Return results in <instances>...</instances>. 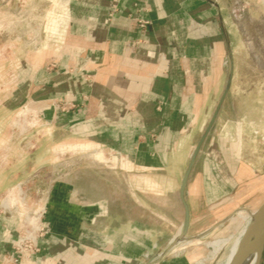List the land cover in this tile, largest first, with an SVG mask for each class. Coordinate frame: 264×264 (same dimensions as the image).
<instances>
[{"label":"crops","instance_id":"obj_1","mask_svg":"<svg viewBox=\"0 0 264 264\" xmlns=\"http://www.w3.org/2000/svg\"><path fill=\"white\" fill-rule=\"evenodd\" d=\"M217 3L70 0L66 4L62 37L49 43L46 52H33L37 56L33 62L38 63L31 70L30 100L47 114L54 130H64L75 140L77 150L98 148L97 156L107 152L105 166L122 177L126 192L119 197L115 182H106L95 198L80 193L72 201L65 196L69 208L63 213L48 210L44 220L49 231L37 241L41 253L26 264H147L141 255L164 251L151 264H195L192 255H168L170 241L185 224L180 186L188 168L180 178L179 168L171 164L188 147L194 126L203 122L221 87L232 81L230 40ZM138 6L146 7L142 15L151 22L143 31L132 20ZM67 93L76 104L62 112L53 103ZM0 147V206L7 209L13 205L4 204L9 190L25 184L28 173L16 166L10 147ZM231 154L232 149L213 145L202 170L189 176L184 195L189 209L187 236L198 239L216 229L218 197L227 201L234 179L241 182L247 174H255L246 164L234 169ZM194 170L195 165L190 175ZM101 183L98 179V187ZM158 201L172 202L182 218H170L158 208ZM233 213L223 219L231 220ZM23 221L22 214L4 215L0 210V264Z\"/></svg>","mask_w":264,"mask_h":264},{"label":"rangeland","instance_id":"obj_2","mask_svg":"<svg viewBox=\"0 0 264 264\" xmlns=\"http://www.w3.org/2000/svg\"><path fill=\"white\" fill-rule=\"evenodd\" d=\"M69 1L0 0V146L10 147L16 166L28 173L25 184L16 185L8 192L4 204L13 205L7 209L0 206V210L4 215L22 214L26 221H33L46 230H49L44 220L46 213L50 208L58 213L65 212L69 208L64 204L66 197L74 201L82 193L86 198H95L103 192L98 188H103L106 182H115L117 196L123 197L126 192L120 182L122 177L118 178L105 166L108 164L105 162L107 152L97 156L98 148L90 147L85 152L77 150L73 145L75 140L64 130H54L47 114L34 108L30 100L31 70L38 63L33 62L37 58L33 52H46L49 43L62 37L64 8ZM216 3L229 35L232 81L221 87L203 122L194 126L188 147L173 157L171 166L179 168L181 178L216 113L190 177L202 170L205 157L215 144L232 149L234 169L240 170L246 164L255 174H247L241 182L234 179L227 201L218 197L220 203L214 220L220 225L216 229L198 239L188 235L192 239L168 249L169 256L192 255L195 264L230 263L228 242L216 246H210V243L237 234L241 224L236 218L238 210H256L264 200V0H216ZM51 23L52 31L47 29ZM225 64L228 76V58ZM220 101L222 104L217 110ZM75 104L70 93L53 103L62 112L74 108ZM81 148L85 147L81 145ZM168 176L173 175L169 173ZM98 179L102 181L99 187ZM70 186H76L78 190H72ZM168 197L172 198L171 193ZM156 203L170 218H182V211L174 208L172 202L167 205L161 201ZM230 212H234L231 220L223 219ZM154 220L151 224L157 225ZM155 255L150 254V257Z\"/></svg>","mask_w":264,"mask_h":264},{"label":"built area","instance_id":"obj_3","mask_svg":"<svg viewBox=\"0 0 264 264\" xmlns=\"http://www.w3.org/2000/svg\"><path fill=\"white\" fill-rule=\"evenodd\" d=\"M146 10V7L138 6L136 13L132 17V20L135 21L136 28L138 30H146L151 23L149 19L142 15V13ZM23 200L24 199L21 201ZM27 221L25 219V221L22 222L17 238L12 243L11 251L5 255L2 260V264H26V261L39 257L41 249L38 246L37 241L39 238L45 237L49 230L44 229L33 221ZM25 224H27V226ZM177 243L178 241H174L173 238L169 244L171 248L181 245ZM162 255L164 254L158 253L155 256L150 257V254L147 253L145 255V257L148 258L147 264H151L155 260L160 259Z\"/></svg>","mask_w":264,"mask_h":264},{"label":"bare ground","instance_id":"obj_4","mask_svg":"<svg viewBox=\"0 0 264 264\" xmlns=\"http://www.w3.org/2000/svg\"><path fill=\"white\" fill-rule=\"evenodd\" d=\"M47 29L52 31V23L47 27ZM258 209L259 207L252 211L248 209L238 210L236 218L240 219L241 224L237 229V234L233 233L230 234L229 237L226 236L227 238L213 241L210 243V246L223 245L224 243L228 242L230 252L229 258L231 257V259H233L236 253H239L238 263L236 264H255L256 253L254 252L253 247L259 227V215L257 212ZM181 231L182 230H180L178 234L174 236V241H178L177 244L183 243L186 239L187 241L192 239L191 237L181 239ZM205 234L206 233H203L202 235L204 236ZM228 262L229 261H226L225 264H229Z\"/></svg>","mask_w":264,"mask_h":264},{"label":"water","instance_id":"obj_5","mask_svg":"<svg viewBox=\"0 0 264 264\" xmlns=\"http://www.w3.org/2000/svg\"><path fill=\"white\" fill-rule=\"evenodd\" d=\"M226 91H227V89L225 90L223 97L225 96ZM221 104H222V101H220V104H219L217 110L220 108ZM215 119H216V113L213 115V117L210 121V125L207 128L206 132L204 133L203 137L201 138L200 142L195 147L193 154H192V157H191V160H190V163H189L188 168L186 170V173L184 174V177L181 181L180 196H181L182 201H183L184 206H185V216H186L185 224L181 229L182 230L181 231V239L188 237L187 236V230H188V225H189V209H188V205L186 203L185 196H184L186 185L188 183L191 170H192L194 162L196 160V156H197L198 152L200 151L202 143L205 139V136L208 133V131L210 130V127L214 123ZM257 212L259 215V227H258V233H257L256 239H255L253 248H254V252L256 253L255 264H263L264 263V201L261 204V206L259 207ZM165 252L166 251H164L162 254H164ZM238 254L239 253H236V255L234 256V258L231 260V262L229 264L238 263Z\"/></svg>","mask_w":264,"mask_h":264}]
</instances>
